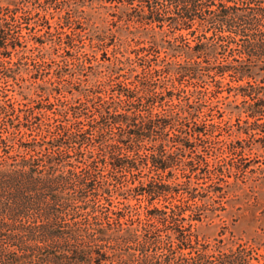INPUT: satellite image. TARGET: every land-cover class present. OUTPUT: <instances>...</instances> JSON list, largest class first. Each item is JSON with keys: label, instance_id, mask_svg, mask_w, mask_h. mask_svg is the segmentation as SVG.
Listing matches in <instances>:
<instances>
[{"label": "trees", "instance_id": "trees-1", "mask_svg": "<svg viewBox=\"0 0 264 264\" xmlns=\"http://www.w3.org/2000/svg\"><path fill=\"white\" fill-rule=\"evenodd\" d=\"M28 1L0 0L1 97L20 51L7 37ZM42 1V10H62L64 24L76 20L79 1ZM114 1L127 22L119 27L144 43L133 56L90 63L72 40L79 34L60 29L69 39L56 43L74 61L63 57L54 76L66 83L26 85L45 101L0 98V264H253L243 246L199 237L207 198L226 191L198 184L199 153L184 157L226 76L236 82L226 92L243 103L230 108L264 110V0ZM37 57L30 74L41 78L48 71ZM203 162L207 173L221 170ZM131 198L145 201L141 211Z\"/></svg>", "mask_w": 264, "mask_h": 264}, {"label": "rangeland", "instance_id": "rangeland-1", "mask_svg": "<svg viewBox=\"0 0 264 264\" xmlns=\"http://www.w3.org/2000/svg\"><path fill=\"white\" fill-rule=\"evenodd\" d=\"M77 1L79 5L75 8L77 9L76 20L68 25L64 24V18L58 17L62 10H59L60 14L54 7H48L46 11L42 10V7L47 4L42 0L28 1L27 6L31 7L28 12L25 5L19 4L20 8H17V12L21 13L22 18L19 20L21 22H17L7 37L10 41H19L20 45L17 48L20 51L16 54L11 53L8 62L11 68L18 67V69L15 70L14 77H6L5 96L0 98L14 101L15 105L19 101L26 100L23 95L45 101L44 93L35 95L26 88V85L32 81L40 82L48 87L66 83L64 79L58 80L54 76L57 64L61 63L59 60L63 57L67 59V67H71V61H74L73 57L68 56L62 48L63 43H56L59 38L61 41L69 39L59 31L60 29L79 34L72 35L74 38L72 40L78 44L82 43L80 49L86 52L84 56L90 60V63L98 61L104 65L107 63L106 57L112 58L113 55L123 54V56L131 57L134 55V50L144 44L138 42L135 37L131 38L129 34L127 36L126 31L119 27L120 24L124 25L127 22L116 17L117 11L115 7H112L114 0ZM59 2L58 5H62L61 0ZM46 20L51 26L50 35L44 33ZM61 24L63 25L60 28ZM53 26L56 27L55 31ZM77 36L80 37V42H77ZM38 39L41 42H38ZM74 49L76 47L72 50ZM40 53L45 60L40 68L44 67L43 69L48 73L41 78L32 77L30 71L34 70V66L31 61L33 58L38 59L36 55ZM162 54L161 51L160 55ZM48 57L54 60L49 61ZM84 77L85 75H82L81 78ZM2 80L4 79L0 78V86L4 84ZM227 80L228 76L220 83L218 99L214 102L215 108L206 111L207 108L202 107L205 113L200 112V116L196 118V121L206 123L203 127L205 132L200 131L198 134L193 132L188 135V142L191 145L186 146L185 159L199 153L203 161L208 163V168H213L214 164L217 167L221 166L220 171L213 169L214 173H207L204 170V162L199 160L196 180L198 184L207 189L219 185L221 186L219 193L226 191L224 196L213 194L210 198L206 197L208 199L206 206L211 209L206 213H210L211 216H205L200 221H196L195 227L199 237L207 239L210 243L214 241V238H222L225 247L243 246L247 255H250L249 261L259 264L264 260V110L252 115L239 108H230L234 104L241 106L243 103L240 101V95L234 96L232 90L226 92L230 85L236 83L234 80L228 82ZM81 83L88 82L82 79ZM209 84L212 85V81H209ZM71 91H73L71 95H77L73 88ZM224 95L227 96L224 97ZM65 97L69 98L70 93L65 92ZM48 99H53L52 94L48 96ZM20 106L24 107L22 104ZM229 109L232 110L229 111ZM210 122L213 123L212 126L208 124ZM136 196L139 197V195ZM130 202L137 205L141 211L145 201L131 198ZM136 224L138 222L134 220L132 225Z\"/></svg>", "mask_w": 264, "mask_h": 264}]
</instances>
